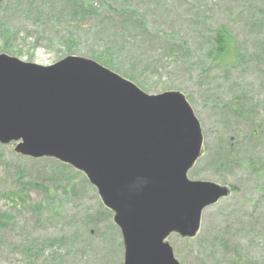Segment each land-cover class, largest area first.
Segmentation results:
<instances>
[{"label": "rangeland", "instance_id": "obj_1", "mask_svg": "<svg viewBox=\"0 0 264 264\" xmlns=\"http://www.w3.org/2000/svg\"><path fill=\"white\" fill-rule=\"evenodd\" d=\"M228 54H210L219 29ZM0 55L91 60L150 96L186 97L201 124L194 182L226 188L179 264H264V0H4ZM0 144V264H124L114 213L84 173Z\"/></svg>", "mask_w": 264, "mask_h": 264}, {"label": "water", "instance_id": "obj_2", "mask_svg": "<svg viewBox=\"0 0 264 264\" xmlns=\"http://www.w3.org/2000/svg\"><path fill=\"white\" fill-rule=\"evenodd\" d=\"M0 144L84 173L115 214L124 264H179L166 240L196 237L230 193L189 179L203 135L186 97L150 96L83 58L43 67L0 55Z\"/></svg>", "mask_w": 264, "mask_h": 264}, {"label": "trees", "instance_id": "obj_3", "mask_svg": "<svg viewBox=\"0 0 264 264\" xmlns=\"http://www.w3.org/2000/svg\"><path fill=\"white\" fill-rule=\"evenodd\" d=\"M3 2L4 0H0V4ZM230 41V32H228L225 28L219 29L213 39L215 47L210 54L215 60L217 59V64H220L219 60H222L228 54Z\"/></svg>", "mask_w": 264, "mask_h": 264}]
</instances>
